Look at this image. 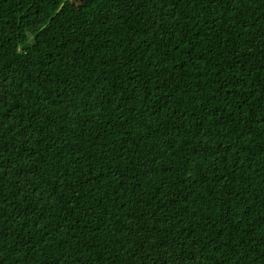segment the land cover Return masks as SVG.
I'll list each match as a JSON object with an SVG mask.
<instances>
[{
	"label": "trees",
	"instance_id": "1",
	"mask_svg": "<svg viewBox=\"0 0 264 264\" xmlns=\"http://www.w3.org/2000/svg\"><path fill=\"white\" fill-rule=\"evenodd\" d=\"M0 264H264V0H0Z\"/></svg>",
	"mask_w": 264,
	"mask_h": 264
}]
</instances>
